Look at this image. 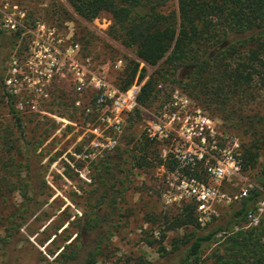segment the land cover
Listing matches in <instances>:
<instances>
[{
    "label": "rangeland",
    "instance_id": "1",
    "mask_svg": "<svg viewBox=\"0 0 264 264\" xmlns=\"http://www.w3.org/2000/svg\"><path fill=\"white\" fill-rule=\"evenodd\" d=\"M0 10H4V15L12 16L15 23L11 27L3 15L0 16V28L6 34L17 27L22 29L7 53L2 70L3 80L11 58L16 60L19 78L15 85L19 91L12 96L15 107L18 102L22 107H16L19 120V128H16L0 92V264H84L86 253L94 249L92 264L176 262L179 257L175 251H170V242L187 229L164 230L159 222H151L153 212L175 211L181 206L164 205L160 200L156 168L148 171L131 169L130 174L127 173L128 179L118 184L121 195L117 197L114 209L104 205L95 210L89 207L100 188L101 174L91 166L104 156L114 159L115 148L124 146L129 132L134 138L144 132L150 118L147 112H153L165 96L161 95L149 107L139 105L135 109L138 117H134L133 128H128L127 118L134 116L135 110L125 117L115 147L88 155L90 148L81 135L91 116L85 115L82 108L98 92L93 84L101 80L119 88L118 83L132 67L130 61L138 60L130 48L111 37V21L106 13L84 20L65 0H0ZM85 58H89L88 63H84ZM74 61L85 65L82 73L80 68L78 72L71 68ZM142 66L147 74L157 67L139 61L132 80L137 78ZM178 74L183 77L185 71L181 69ZM145 79L143 76L140 80ZM163 86L166 91L176 88L185 95L188 93L170 81L163 82ZM190 93L195 94L194 90ZM189 99L212 121L218 146H225L230 135L237 138L239 146L247 141L241 128L229 126L232 120H223L215 106L204 103L199 95ZM255 102L257 104L258 99ZM244 109L245 113L246 106ZM255 110L261 115L264 113V107L259 103ZM106 133L113 135L111 130ZM206 143L208 150L211 142ZM263 164L264 142L257 150L253 168L240 171L239 177L221 181L220 190L236 199L231 203H216L214 217L222 216L241 198L242 188L248 190L258 186ZM122 165L128 166V163ZM114 172L116 178H123V173L116 169ZM259 202L263 205L255 214L256 222L264 217V189L250 210ZM97 211L100 212L97 226L81 232V219L89 218ZM254 224H249L246 218L245 225ZM54 229H57L56 237L52 241ZM150 236L156 242L148 245ZM69 241L71 246L62 249ZM160 245L169 252H158ZM214 245L213 241L203 250L201 260L207 261ZM69 249L74 252L73 257L58 258L61 250Z\"/></svg>",
    "mask_w": 264,
    "mask_h": 264
},
{
    "label": "trees",
    "instance_id": "2",
    "mask_svg": "<svg viewBox=\"0 0 264 264\" xmlns=\"http://www.w3.org/2000/svg\"><path fill=\"white\" fill-rule=\"evenodd\" d=\"M65 1L84 20L106 13L111 21V37L130 48L138 60L130 61L132 67L118 83L120 89L132 82L139 61L147 66L156 65L148 74L143 66L139 69L137 80L143 76L146 79L139 88L137 103L149 107L167 94L165 81L187 91L191 99L199 95L204 103L220 111L223 120H232L229 126L241 128L242 134L247 135V141L240 143V171L256 165L257 150L264 142V113L261 115L255 110L258 103L264 107V0ZM21 31L17 27L6 34L0 28V92L16 128H19V120L15 114V99L3 88L2 70L7 53ZM181 69L185 71L183 77L178 74ZM193 90L195 94L190 93ZM133 114L127 118L128 128H133L138 111ZM115 151L114 159L104 156L91 166L96 173L101 172L100 188L89 205L92 210L101 205L115 208L117 197L121 195L118 184H123L131 169L148 171L162 164L156 142L143 131L136 138L129 132L124 146H117ZM125 163L128 166L122 165ZM172 166L168 161L166 167L171 169ZM115 169L123 173V178H116ZM258 187L249 188L222 216H211L202 225L188 202L181 203L175 211L153 212L151 222H159L164 230L187 229L171 239L170 251H175L179 257L173 264H264V217L254 225H245L247 212L264 189V164L259 170ZM99 215L97 211L81 219L80 231L95 228ZM217 235L220 237L216 238ZM213 241L215 245L207 261L201 260L203 250ZM153 242L156 241L150 236L147 244ZM69 243L62 249L71 246ZM95 251L86 253L84 264L94 262ZM158 252L168 253L169 250L164 251L160 245ZM73 256L71 249L58 253L59 259Z\"/></svg>",
    "mask_w": 264,
    "mask_h": 264
},
{
    "label": "built area",
    "instance_id": "3",
    "mask_svg": "<svg viewBox=\"0 0 264 264\" xmlns=\"http://www.w3.org/2000/svg\"><path fill=\"white\" fill-rule=\"evenodd\" d=\"M0 12L4 14V10ZM3 18L11 27L15 26L12 16L3 15ZM84 61L88 63L89 58ZM84 66L75 61L71 64L72 69L81 73L85 70ZM18 73L16 60L11 58L3 85L13 95L19 91L15 85L18 83ZM98 81L93 84L98 92L82 108L85 115L91 116V120L85 122L86 131L81 135L90 148L88 155L115 147L125 117L140 107L136 97L143 80L136 78L124 89ZM157 87L161 88L160 84ZM166 92L154 111L147 112L150 118L144 126L145 135L156 142L162 160V164L156 167L159 171L156 184L158 195L164 205L191 203L197 221L203 223L216 216V203H231L236 199V196L225 195L220 190V183L223 179L240 176L239 142L230 135L226 138L225 146H218L214 140L212 121L201 113L189 97L176 88ZM16 107L20 109L21 103L18 102ZM108 130L113 135H108ZM208 140L211 143L206 150ZM168 161L173 164L171 169L166 167ZM253 187L259 188L256 185ZM246 193L247 189L242 188L239 197ZM262 205L263 202H259L255 209L247 212L249 224L256 222L255 214L261 211Z\"/></svg>",
    "mask_w": 264,
    "mask_h": 264
}]
</instances>
